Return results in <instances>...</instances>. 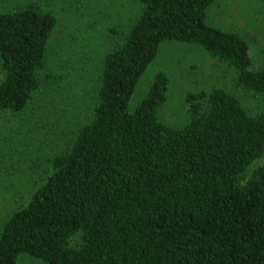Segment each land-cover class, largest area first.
<instances>
[{
  "label": "trees",
  "instance_id": "16d2710c",
  "mask_svg": "<svg viewBox=\"0 0 264 264\" xmlns=\"http://www.w3.org/2000/svg\"><path fill=\"white\" fill-rule=\"evenodd\" d=\"M213 1L140 0L122 39L100 59L91 117L32 178L28 196L26 181L0 223V264H17L21 254L46 264H264V162L254 165L264 154V109L250 111L217 86L189 91L186 121L168 124L158 114L169 84L164 71L129 108L163 41L202 46L233 69L237 89L264 93V65L254 66L248 43L207 22ZM56 23L34 1L0 12L1 144L10 120L39 127L22 115L41 88ZM42 110L36 105L31 116ZM62 134L56 128L39 141ZM11 145L6 159L0 152L4 173L23 157L39 164Z\"/></svg>",
  "mask_w": 264,
  "mask_h": 264
},
{
  "label": "rangeland",
  "instance_id": "374dc122",
  "mask_svg": "<svg viewBox=\"0 0 264 264\" xmlns=\"http://www.w3.org/2000/svg\"><path fill=\"white\" fill-rule=\"evenodd\" d=\"M28 1L52 11L57 18L48 42L46 65L39 72L41 88L22 115L23 122L39 127L29 130L27 124L20 126L19 119L8 121L3 129L7 140L2 138L5 145L0 143V152L8 154L2 158L6 159L9 157L8 146L12 147V141L18 142L20 148L28 150L23 154L40 161L31 167L30 160L23 157L13 163L14 168H9V173L0 170V223L14 206L26 181H29L26 185L29 189L24 190V194L28 196L30 189L37 185L32 178L38 181L44 175L49 169L50 156L65 149L67 146L64 145L70 143L76 128L91 117L100 82V59L122 39L140 11V0H0V12ZM206 14L210 25L234 32L248 43L254 66L264 65V0H214ZM158 71H164L169 77L167 98L158 110L159 118L168 124L180 125L186 121L185 96L189 91L217 86L239 95L250 111L264 109V93L252 95L237 89L233 69L202 46L163 41L155 58L137 80L129 100L131 110L145 96ZM59 73L63 77H59ZM38 104L42 106V113L31 116V109ZM56 128L63 132L62 138L56 142L39 141ZM8 129L17 131L20 138L14 139L17 133L11 134ZM262 162L264 154L254 165ZM9 174L12 175L10 178ZM17 264L46 263L21 254Z\"/></svg>",
  "mask_w": 264,
  "mask_h": 264
}]
</instances>
